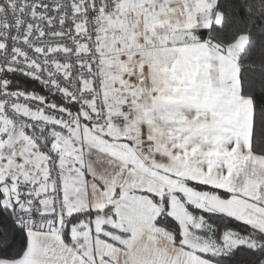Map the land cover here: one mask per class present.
<instances>
[{"label":"snow or ice","instance_id":"1","mask_svg":"<svg viewBox=\"0 0 264 264\" xmlns=\"http://www.w3.org/2000/svg\"><path fill=\"white\" fill-rule=\"evenodd\" d=\"M0 264H264V0H0Z\"/></svg>","mask_w":264,"mask_h":264}]
</instances>
